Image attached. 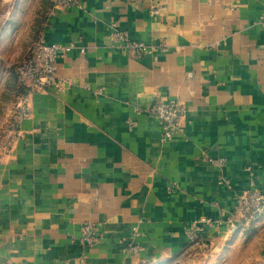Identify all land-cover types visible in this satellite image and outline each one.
<instances>
[{
  "label": "crops",
  "instance_id": "obj_1",
  "mask_svg": "<svg viewBox=\"0 0 264 264\" xmlns=\"http://www.w3.org/2000/svg\"><path fill=\"white\" fill-rule=\"evenodd\" d=\"M44 12L60 85L30 98L0 151V264H168L194 229L213 253L235 249V201L264 190V0H81ZM157 101L184 109L169 139L150 114ZM246 264H264V242Z\"/></svg>",
  "mask_w": 264,
  "mask_h": 264
},
{
  "label": "rangeland",
  "instance_id": "obj_2",
  "mask_svg": "<svg viewBox=\"0 0 264 264\" xmlns=\"http://www.w3.org/2000/svg\"><path fill=\"white\" fill-rule=\"evenodd\" d=\"M46 2L48 0H0V151L9 150L14 140L8 132L13 129L20 97L16 68L31 45L40 39L39 27ZM231 220L230 230L240 226L237 232L241 233L235 249L217 254L194 241L188 251L168 264H246L264 242V213L253 223H244L241 214L233 215Z\"/></svg>",
  "mask_w": 264,
  "mask_h": 264
},
{
  "label": "built area",
  "instance_id": "obj_3",
  "mask_svg": "<svg viewBox=\"0 0 264 264\" xmlns=\"http://www.w3.org/2000/svg\"><path fill=\"white\" fill-rule=\"evenodd\" d=\"M81 0H48L51 8L57 6H78ZM160 10L158 5L151 7L152 14ZM115 41L125 43V48L133 51L137 56L147 52L142 43H133L122 32L113 34ZM61 47L47 45L41 39L35 42L28 53L21 59L16 68V82L19 86L20 97L16 104L15 115L12 121L13 129L8 132L13 138L21 121L29 116L28 102L37 93H48L60 85L56 77V63ZM184 113L183 106L177 101H157L150 108V114L158 119L162 126V135L165 139L173 137L178 129V123ZM264 213V190L252 189L238 197L232 210L233 215L241 214L244 223H253L258 216ZM96 229L85 225L82 230L81 243L90 245L96 239ZM190 240H197V229L190 232Z\"/></svg>",
  "mask_w": 264,
  "mask_h": 264
}]
</instances>
